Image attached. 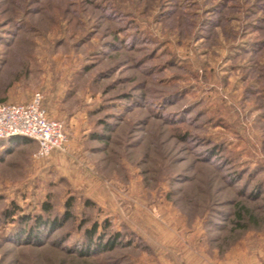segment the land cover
<instances>
[{
    "label": "rangeland",
    "instance_id": "obj_1",
    "mask_svg": "<svg viewBox=\"0 0 264 264\" xmlns=\"http://www.w3.org/2000/svg\"><path fill=\"white\" fill-rule=\"evenodd\" d=\"M35 93L67 143L0 140V264H264V0H0V98Z\"/></svg>",
    "mask_w": 264,
    "mask_h": 264
},
{
    "label": "built area",
    "instance_id": "obj_2",
    "mask_svg": "<svg viewBox=\"0 0 264 264\" xmlns=\"http://www.w3.org/2000/svg\"><path fill=\"white\" fill-rule=\"evenodd\" d=\"M13 137L34 143L37 158H47L67 143L63 125L47 117L40 93L27 104H0V140Z\"/></svg>",
    "mask_w": 264,
    "mask_h": 264
},
{
    "label": "trees",
    "instance_id": "obj_3",
    "mask_svg": "<svg viewBox=\"0 0 264 264\" xmlns=\"http://www.w3.org/2000/svg\"><path fill=\"white\" fill-rule=\"evenodd\" d=\"M261 48H262V46H261ZM263 49V48H262ZM262 49H259V50H257V51H259L260 52V50H262ZM249 54H253V53H249ZM257 53H255L254 54V57H256L255 55H256ZM254 59V58H253ZM255 66V65H254ZM251 67V68H255V67ZM256 67H257V69L256 70H252L251 69V75L252 74H256V72H257V70L260 68V65H256ZM263 69V68H262ZM254 71V72H253ZM248 80H249V76H248ZM252 84H254V85H256V83H258V81H256V79L254 78L253 80L251 79V80H249ZM259 84V83H258ZM255 95H253L254 97H258L259 95L261 96L262 95V90H259V91H257L256 93H254ZM264 94V93H263ZM32 98V97H31ZM263 98V101H264V97H262ZM31 100V99H30ZM30 102V101H29ZM28 103V102H27ZM0 104H16V103H12V102H10V99H8V100H5V99H3V98H0ZM257 112H261L260 113V115L262 116L261 118H263L264 119V109H258V110H256ZM261 118H260V120L258 121V123H260L261 122ZM31 142V141H30ZM225 179H227L226 177H223L222 178V180L224 181ZM253 178H251L250 180L251 181H253L252 180ZM255 187V191H256V189L258 190V188L259 187H261V184L260 183H257L256 185H254ZM239 195H241V197L242 198H244V199H246L249 203H254L256 200H257V197H252V196H248V197H246L243 193H240ZM86 205H90V203L89 202H87L86 201V203H85ZM229 205H231V206H233V208H234V211L232 212V216L234 217V221H232V225L233 226H235V227H237L239 230H242V231H244V230H246V226H247V224L249 225V224H252V225H256L257 224V222H258V216H257V213H256V211H253V210H251V209H248L244 204H242V203H237V204H229ZM43 210L45 211V212H47V213H49L50 211H51V209H50V207L47 205V204H45L43 207ZM71 208H72V202L71 201H68L67 202V211H66V214H65V217H64V221H62V225L61 226H64V224L66 223V222H68L71 218H72V214H71V212H70V210H71ZM26 221V220H25ZM24 221V222H25ZM36 225H35V227H38V225H40L41 226V228H46L47 229V226H48V223H46V222H41V218H39V219H37L36 221ZM59 222V220H57V219H54V220H52V223H50L51 225H57V223ZM61 222V221H60ZM44 224H46V225H44ZM34 227V231H35V233L36 232H41V231H37V228H35ZM109 227V225H105V229H107ZM31 232L32 231H29V234H31ZM97 232H98V225L97 224H93L92 225V228L91 229H89V230H86L85 231V235H86V238H88V236H89V242H91V243H94V240H93V237L97 234ZM105 232V231H104ZM104 234V236H107V234L106 233H103ZM116 240H117V237H114V239H113V241H108V242H112V247H114L115 246V242H116ZM95 244V243H94ZM109 244V243H108ZM107 245V244H106ZM106 245L104 246V249L105 248H108V247H106ZM108 246V245H107ZM112 247H110V248H112Z\"/></svg>",
    "mask_w": 264,
    "mask_h": 264
},
{
    "label": "crops",
    "instance_id": "obj_4",
    "mask_svg": "<svg viewBox=\"0 0 264 264\" xmlns=\"http://www.w3.org/2000/svg\"><path fill=\"white\" fill-rule=\"evenodd\" d=\"M193 264H212L207 258L201 256L200 253H193Z\"/></svg>",
    "mask_w": 264,
    "mask_h": 264
}]
</instances>
